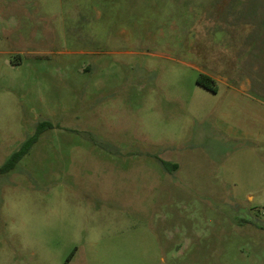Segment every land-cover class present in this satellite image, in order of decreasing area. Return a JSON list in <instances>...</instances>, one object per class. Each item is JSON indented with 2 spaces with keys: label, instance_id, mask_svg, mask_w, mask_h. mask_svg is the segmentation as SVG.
<instances>
[{
  "label": "rangeland",
  "instance_id": "rangeland-1",
  "mask_svg": "<svg viewBox=\"0 0 264 264\" xmlns=\"http://www.w3.org/2000/svg\"><path fill=\"white\" fill-rule=\"evenodd\" d=\"M43 121L0 264H264V0H0V167Z\"/></svg>",
  "mask_w": 264,
  "mask_h": 264
},
{
  "label": "trees",
  "instance_id": "trees-1",
  "mask_svg": "<svg viewBox=\"0 0 264 264\" xmlns=\"http://www.w3.org/2000/svg\"><path fill=\"white\" fill-rule=\"evenodd\" d=\"M196 83L201 88L210 91L212 93H218L219 87L216 81L207 74H200L196 80ZM55 127L50 121H43L38 124L33 135L28 137L18 150L13 152L7 161L0 167V175L9 174L14 171L19 163L30 153V151L36 146L43 134L48 131L53 130ZM163 166L167 169L173 171L178 169L176 164H171L168 162H161ZM74 252L71 253L68 261L72 258Z\"/></svg>",
  "mask_w": 264,
  "mask_h": 264
},
{
  "label": "crops",
  "instance_id": "crops-1",
  "mask_svg": "<svg viewBox=\"0 0 264 264\" xmlns=\"http://www.w3.org/2000/svg\"><path fill=\"white\" fill-rule=\"evenodd\" d=\"M219 87V86H218Z\"/></svg>",
  "mask_w": 264,
  "mask_h": 264
}]
</instances>
